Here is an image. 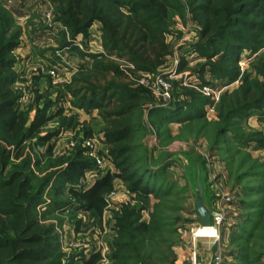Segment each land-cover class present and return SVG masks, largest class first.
<instances>
[{"label": "rangeland", "instance_id": "374dc122", "mask_svg": "<svg viewBox=\"0 0 264 264\" xmlns=\"http://www.w3.org/2000/svg\"><path fill=\"white\" fill-rule=\"evenodd\" d=\"M181 2L185 5V0ZM2 17L8 20L9 30L18 33V46L12 52L17 72L12 89L18 96V108L31 118L37 107L48 103V113L61 108L64 117L63 123L54 118L42 130L56 136L49 141L53 142L51 154L42 157L38 168H32L35 178L28 183L29 189L54 170L48 166L55 158L68 156L77 144L95 162L79 181L82 186L89 185L94 176L112 169L96 154L104 149L99 142L103 123L97 110L72 105L68 90L78 66L89 65L90 60L59 47L63 26L56 21L49 0H0V21ZM99 29L96 22L77 35L78 48L87 53L103 52ZM198 31L186 7L182 17L174 15L167 35L171 55L154 76L143 75L149 87H154L156 76L169 83V98L155 95L158 108L189 101L181 87L198 91L209 100L199 106L197 118L182 121L164 122L145 108L144 129L136 139L137 155L151 173H159L160 194L143 199L115 180L99 217L80 208L64 188L58 197L66 204L51 213L60 220L61 264H76L80 257L94 253L98 254L94 264H264V99L226 119L225 96L254 81L264 85V46L240 53V76L235 81L228 83L209 73L201 80ZM86 129L92 133L90 139L83 138ZM87 140L92 146L84 143ZM45 148L43 144L34 150L42 154ZM15 161L10 160L7 171ZM196 164L200 165L213 229H201L195 213ZM52 197L50 185L45 186L41 193L45 204L38 210H45ZM130 209L139 211V222L148 224V230L132 242L131 250L119 247L126 240L117 230L118 219H133L127 214Z\"/></svg>", "mask_w": 264, "mask_h": 264}, {"label": "trees", "instance_id": "16d2710c", "mask_svg": "<svg viewBox=\"0 0 264 264\" xmlns=\"http://www.w3.org/2000/svg\"><path fill=\"white\" fill-rule=\"evenodd\" d=\"M55 19L63 26L59 47L75 50L90 64H80L68 87L74 105L83 110H97L103 125L99 142L104 146L96 152L112 169L93 177L82 186L84 172L94 166L86 149L77 144L66 157L54 159L48 167L54 170L34 180L32 168L41 165L42 157L50 155L55 132L42 130L54 118L64 122L62 109L48 113V103L37 107L31 118L18 108V96L12 85L17 80L12 52L18 46V33L9 30L8 20L0 21V264H61L60 220L51 216L66 202L58 196L64 188L85 211L101 216L106 206L105 195L119 180L131 194L148 199L158 196L159 173H151L137 155L136 139L144 129L143 113L164 122L182 121L199 116V106L209 103L207 97L193 89L181 87L189 99L176 101L167 108L156 106V96L140 83L144 74L154 75L171 55L167 40L174 15L182 17L185 7L199 26L196 46L203 58L199 77L205 73L226 81L240 76L238 60L244 50L255 51L264 46V0H49ZM100 24L101 53H87L78 48L75 37L94 23ZM116 58V61L112 59ZM174 85L177 83L174 81ZM227 96L226 119L245 112L264 99V85L254 81L240 86ZM224 98V96H223ZM188 106L191 110L183 111ZM181 110V111H180ZM90 139V129L83 131ZM46 144L44 153L34 148ZM15 161L11 169L7 167ZM50 185L52 199L45 210L41 193ZM51 209H48V208ZM142 210V209H141ZM131 221L118 219V233L131 250L132 242L148 230L139 222V211H127ZM51 216V217H50ZM58 221H57V220ZM98 254L80 257L76 264H94ZM126 258H129L126 256ZM124 258V259H126Z\"/></svg>", "mask_w": 264, "mask_h": 264}, {"label": "water", "instance_id": "95a60500", "mask_svg": "<svg viewBox=\"0 0 264 264\" xmlns=\"http://www.w3.org/2000/svg\"><path fill=\"white\" fill-rule=\"evenodd\" d=\"M195 199H194V209L198 216L199 225L201 229H206L211 227V211L204 201V188L201 181V171L200 165H195Z\"/></svg>", "mask_w": 264, "mask_h": 264}, {"label": "built area", "instance_id": "2783aa9c", "mask_svg": "<svg viewBox=\"0 0 264 264\" xmlns=\"http://www.w3.org/2000/svg\"><path fill=\"white\" fill-rule=\"evenodd\" d=\"M151 76H154V75H151ZM140 83L144 87L150 89L152 91V93H154V95H157V96H159L160 98H163V99L169 98V94H168L169 83L164 81L162 78L156 76V81L154 83V87H149L147 85L146 81H145L144 76L142 75V77L140 78ZM84 143L86 145H88V146H92V144H91L92 141H90V140L84 141ZM97 163H99V160H97ZM211 227H213V226H211Z\"/></svg>", "mask_w": 264, "mask_h": 264}, {"label": "bare ground", "instance_id": "6f19581e", "mask_svg": "<svg viewBox=\"0 0 264 264\" xmlns=\"http://www.w3.org/2000/svg\"><path fill=\"white\" fill-rule=\"evenodd\" d=\"M206 229H213L212 227H210V228H206Z\"/></svg>", "mask_w": 264, "mask_h": 264}]
</instances>
